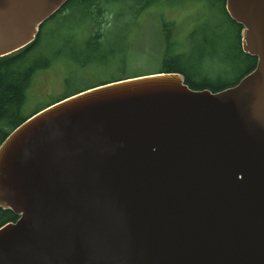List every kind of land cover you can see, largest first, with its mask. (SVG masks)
I'll return each mask as SVG.
<instances>
[{"label":"water","instance_id":"1","mask_svg":"<svg viewBox=\"0 0 264 264\" xmlns=\"http://www.w3.org/2000/svg\"><path fill=\"white\" fill-rule=\"evenodd\" d=\"M69 0H0V58ZM236 85L155 73L36 112L0 144V264H264V0H226Z\"/></svg>","mask_w":264,"mask_h":264},{"label":"trees","instance_id":"2","mask_svg":"<svg viewBox=\"0 0 264 264\" xmlns=\"http://www.w3.org/2000/svg\"><path fill=\"white\" fill-rule=\"evenodd\" d=\"M205 1L209 14L203 12V8H194L193 13L191 12L190 15L214 16L221 21V24L213 31L218 41L215 42L213 51L209 53L200 51L197 56L200 59L207 58L210 66L212 63H215L217 73L223 72L226 75L235 72L237 75L234 80L212 81L199 77L200 72L206 69L205 64L201 65L200 59L195 63L185 65V56L178 53V42L171 38V31L166 27L167 25L172 26L173 23L165 21L169 16H166L163 11L156 10V6L160 5L163 0H69L55 15L42 25L33 43L18 52L0 58V144L16 127L36 112L62 99L109 82L160 72H178L185 76L187 83L192 88L198 90L210 89L213 92H218L236 85L244 76L255 69L257 58L243 52L241 47L242 26L229 17L226 11V0ZM154 10L158 12L157 18L163 24V31L166 34L167 42L166 52L161 57L160 66L156 71L145 74H142L140 71H133L130 68V64L132 62L136 63L138 59L130 57L128 51L121 50L120 53L114 54L111 61L105 60L103 63H98V66L93 65L95 64L93 61L87 62V65H78V68L81 70L92 67L93 70L88 71L92 76H102L95 84L76 89L56 99L47 106L39 108L32 114H24L23 108L34 74L37 71L52 66L57 58L52 52L48 54V51L44 49L47 46L46 37L48 31L55 33L53 26H56L58 32L70 20H82L84 23L82 26H89V34L86 37L83 36L82 32L84 31L80 30V27L78 30L72 31L70 39L74 42H80L81 44L75 43L78 47L83 46V49L89 50L88 59L93 60L95 52L102 51L103 49L99 44L101 45L104 42L106 28L112 18L122 19L128 16L133 21H136L144 15H151ZM77 11L78 16L75 15ZM106 24L108 25L104 27ZM216 29L218 30L216 31ZM65 39L68 42V33L66 37L65 35L62 36L61 41L63 45ZM43 44L46 45L43 46ZM90 50L94 53H90ZM52 51H56V49ZM104 56L105 54L101 57ZM16 220L17 216L12 211L0 208V227Z\"/></svg>","mask_w":264,"mask_h":264},{"label":"rangeland","instance_id":"3","mask_svg":"<svg viewBox=\"0 0 264 264\" xmlns=\"http://www.w3.org/2000/svg\"><path fill=\"white\" fill-rule=\"evenodd\" d=\"M194 8H203V12L209 14L205 0H163L160 5L156 6V10L163 11L166 16H169L165 21L173 23L172 26L167 25L166 27L171 31V38L177 40V51L185 56V65L197 62L200 59L197 56L198 52L213 51L215 42H218L213 31L221 24V21L214 16L190 15ZM157 13L154 10L151 15H144L136 21L128 16L122 19L112 18L110 24L104 26L108 25L104 42L99 44L103 47V52L101 50L95 52L93 60L88 59L89 50L83 49V46L78 47L75 43H81L70 39L72 31L78 30L80 27V30L84 31L82 32L83 36L86 37L89 34L90 28L87 25L82 26L84 24L82 20H70L58 32L56 26H53L55 33L48 31L47 46L44 49L48 51V54L52 52L57 58L52 66L34 74L31 87L27 92L23 108L24 114H32L39 108L47 106L76 89L95 84L102 76H92L88 73L93 70L92 67L81 70L78 65H87L93 61L95 63L93 65L98 66V63H103L105 60L111 61L114 54L120 53L121 50L128 51L130 57L138 59L136 63L130 64L133 71H140L142 74L156 71L167 47L166 34L163 31V24L157 18ZM211 14L214 15L212 12ZM75 15L78 16V11L75 12ZM67 33L68 42L65 39L63 45L62 36L66 37ZM55 49L56 51H52ZM90 53L94 52L90 50ZM103 54L105 56L101 57ZM200 63L206 66V69L199 74L201 78L212 81H231L236 78L235 72L226 75L223 72L217 73L216 64L212 63L210 66L207 58H201Z\"/></svg>","mask_w":264,"mask_h":264}]
</instances>
